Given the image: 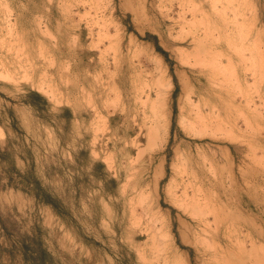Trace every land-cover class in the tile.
Returning <instances> with one entry per match:
<instances>
[{"label":"rangeland","instance_id":"obj_1","mask_svg":"<svg viewBox=\"0 0 264 264\" xmlns=\"http://www.w3.org/2000/svg\"><path fill=\"white\" fill-rule=\"evenodd\" d=\"M0 124L17 264H264V0H0Z\"/></svg>","mask_w":264,"mask_h":264},{"label":"crops","instance_id":"obj_2","mask_svg":"<svg viewBox=\"0 0 264 264\" xmlns=\"http://www.w3.org/2000/svg\"><path fill=\"white\" fill-rule=\"evenodd\" d=\"M31 107L33 106L31 105ZM0 130H1V134H0V161H1L2 155L6 153V151L9 148L10 140L6 129L1 124H0ZM22 164H26V162L22 158L17 157L16 166L20 169ZM3 187L4 186H2L0 183V198H2V196H4L6 193L9 192L8 190H5ZM13 192H15V190H13ZM15 245H17L16 241L5 234L4 229L0 224V264H17V262H15L14 260Z\"/></svg>","mask_w":264,"mask_h":264},{"label":"bare ground","instance_id":"obj_3","mask_svg":"<svg viewBox=\"0 0 264 264\" xmlns=\"http://www.w3.org/2000/svg\"><path fill=\"white\" fill-rule=\"evenodd\" d=\"M195 36H196V35H195ZM230 60H231V59H230ZM231 61H232V60H231ZM231 61H230V62H231ZM219 62H220V61H219ZM221 62H223V61H221ZM220 65H221V64H220ZM220 82H221V81H220ZM216 83H217V82H216ZM83 90H84V89H83ZM214 93H215V92H214ZM217 94H218V93H217ZM227 94H228V93H227ZM226 96H227V95H226ZM230 96H231V95H230ZM231 97H232V96H231ZM221 102H222V101H221ZM225 102H226V101H225ZM207 104H208V106H209V103H208V102H207ZM155 105H156V104H155ZM205 105H206V104H205ZM210 105H211V104H210ZM211 106H212V105H211ZM214 106H215V105H214ZM215 107H218L217 104H216ZM202 108H203V107H202ZM204 108H205V107H204ZM207 108H209V107H207ZM211 108H213V107H211ZM218 108H222V107H218ZM209 110H210V109H209ZM211 110H212V109H211ZM217 110H219V109H217ZM220 110H221V109H220ZM156 111H157V110H156ZM204 111H205V110H204ZM213 111H214V109H213ZM198 112H199V118H201V117H203V116H206V115H204V114H203V116H202V115L200 116V110H199ZM212 113H214V112H212ZM212 113H211V114H212ZM216 113H217V112H216ZM216 113H214V114H216ZM220 113H221V112H220ZM158 114H159V113H158ZM217 114H218V113H217ZM222 114H223V113H222ZM222 114H221V115H222ZM163 116L165 117V115H163ZM212 116H213V115H212ZM219 116H220V115L218 114V115H217V118H218ZM222 117H223V116H222ZM211 118H212V117H211ZM214 118H215V117H214ZM164 119H165V118H164ZM203 119H205V118L203 117ZM207 119L209 120V117H207ZM220 119H221V116H220ZM200 120H201L202 122L204 121V120H202V118H201ZM216 120H217V119H216ZM218 120H219V119H218ZM222 120L224 121V118H223ZM165 121H167V120L165 119ZM165 121H164V122H165ZM205 121H206V119H205ZM214 121H215V120H214ZM214 121H212V122H214ZM156 122H157V121H156ZM158 122H159V121H158ZM164 122H163V124L165 125ZM206 122H207V121H206ZM209 122H211V120L208 121L207 123H209ZM207 123H205V124H207ZM209 124H211V123H209ZM217 124H218V123H217ZM164 125H163V126H159V124H158V125H156V128H153V127H152L154 130L152 131L151 134H153L152 136H154V138H156V137H157V138H158V137L163 138L162 136H159L163 131L160 132V134H159V131H160L161 129H163ZM157 126H158V127H157ZM161 127H162V128H161ZM152 128H151V129H152ZM165 128H166V127H165ZM165 128H164V129H165ZM165 131H166V130H165ZM163 136H164V135H163ZM188 166H189V165H188ZM190 168H191V167H190ZM192 168H193V166H192ZM194 168H195V167H194ZM187 170H188V169H187ZM189 170H190V169H189ZM193 171H194V170H193ZM196 171H197V170H196ZM188 173H190V174H194V172L191 173L190 171H188ZM181 174H182V173H181ZM195 174H196V173H195ZM188 177H189V176H188ZM194 177H195V176H193V178H194ZM198 177H200V176H198ZM203 177H204V176H203ZM195 178H196V177H195ZM200 179H201V178H200ZM210 179H211V178H210ZM191 180H192V179H191ZM195 180H196V179H195ZM204 180H205V179H204ZM191 182H192V181H191ZM197 182H199V181H197ZM189 183H190V182H189ZM192 183H193V182H192ZM200 184H202V183L200 182ZM200 184H198V185H200ZM205 184H206V183H205ZM205 184H204V185H205ZM186 185H187V184H186ZM188 185H189V184H188ZM198 185H197V186H198ZM204 185H203V186H204ZM189 186H190V185H189ZM195 187H196V186H195ZM199 188H200V187H199ZM202 188H203V187H202ZM189 189H190V188H188V190H189ZM195 189H196V188H195ZM197 189H198V187H197ZM204 189H205V187H204ZM191 190H192V189H191ZM200 190L202 191L201 188H200ZM210 190H211V189H210ZM195 191H196V190H195ZM213 191H214V190H213ZM185 192H186V191H185ZM190 192H191V191H190ZM197 192H198V191H197ZM197 192H196V193H197ZM205 192H206V191H205ZM214 192H215V191H214ZM227 194H228V193H227ZM186 195H187V194H186ZM190 195H191V194H190ZM193 195H194V193H193ZM200 195H201V194H200ZM203 196H204V195H203ZM186 197H187L188 200H189V196H186ZM191 197H192V196H191ZM196 198H197V197H196ZM198 198L200 199L199 196H198ZM203 198L205 199V197H203ZM208 198H209V197H208ZM218 198H219V197H218ZM183 199H185V198H183ZM193 199H194V198L192 197V200H193ZM204 199H203V200H204ZM253 199H254V198H253ZM195 200H196V199H195ZM201 200H202V199H201ZM206 200H207V199H206ZM206 200H204V201L206 202ZM209 200H210V199H209ZM190 201H191V200H190ZM190 201H189V202H190ZM211 201H212V200H211ZM211 201H210V203H211ZM221 201H222V200H221ZM181 202H182V201H181ZM185 202H186V201H185ZM185 202H184V203H185ZM195 202H196V201H195ZM197 202H200V201H197ZM179 203H180V202H179ZM182 203H183V202H182ZM187 203H188V202H187ZM193 203H194V202H193ZM193 203H192V204H193ZM214 203H215V201H214ZM188 204H189V203H188ZM201 204H202V203H201ZM205 204H206V203H205ZM218 204H219V203H218ZM228 204H229V203H228ZM195 205H196V203L194 204V206H195ZM180 206H181V205H180ZM186 206L188 207L189 205H186ZM202 206L205 208V206H207V204H206L205 206H204V204L201 205V210H202ZM212 206H213V205H212ZM212 206H211L210 208H212ZM224 206H225V205H224ZM184 207H185V206H184ZM189 207H190V211H191V209L194 208V207H191V206H189ZM196 208H197V207H196ZM196 208H195V209H196ZM198 208H199V207H198ZM210 208H209V209H210ZM214 208H215V207H214ZM209 209H208V212L210 213ZM188 210H189V209H187V211H188ZM196 210H197V209H196ZM199 210H200V209H199ZM199 210H197V211L199 212ZM201 210H200V211H201ZM211 210H213V209H211ZM214 210H215V209H214ZM223 210H224V209H223ZM216 211H217V210H216ZM188 212H189V211H188ZM201 212H202V211H201ZM208 212H206L207 214L205 213L206 216H208ZM225 212H226V211H225ZM193 213L195 214V211H193ZM193 213H192V214H193ZM212 213H213V212H212ZM216 213H217V212H216ZM197 215L200 216L201 214H198V213H197ZM203 215H204V213H203ZM203 215H202V216H203ZM195 216H196V215H195ZM210 216H212V215H210ZM213 216H215L214 213H213ZM217 216H218V215H217ZM197 217H198V216H197ZM204 217H205V215H204ZM231 217H232V216H231ZM214 218H215V217H214ZM214 218H213V219H214ZM197 219H198V218H197ZM199 219H200V218H199ZM203 219H204V218H202V220H203ZM205 219H206V218H205ZM218 219H219V218H218ZM221 219H222V218H221ZM200 220H201V219H200ZM202 220H201V221H202ZM207 220H208V219H206V221H207ZM216 220H217V219H216ZM232 220H233V218H232ZM201 221H200V222H201ZM204 222H205V220H204ZM217 222H218V221H217ZM249 222H250V221H249ZM205 223H206V222H205ZM217 224H218V223H217ZM252 224H253V223H252ZM252 226H253V225H252ZM206 227H207V226H206ZM208 227H209V226H208ZM215 228L218 229L219 227H218V226H215ZM205 229H206V228H205ZM217 229H216V230L214 229V230L211 231V232H214V231L217 232ZM206 230H208V229H206ZM210 230H211V229H210ZM208 231H209V230H208ZM208 231H207V232H208ZM209 232H210V231H209ZM203 233H204V232H203ZM205 233H206V232H205ZM218 233H219V231H218ZM207 234H208V233H207ZM208 235H209V234H208ZM211 235H213V234H211ZM205 236H206V235H205ZM213 236H215V234H214ZM259 236H260V235H259ZM218 237H219V236H218ZM206 238H208V236H207ZM229 238H230V237H229ZM229 238H228V239H229ZM252 238H254V237L252 236ZM200 239H201V238H200ZM217 241H219V240H217ZM222 241H223V240H222ZM200 242H201V240H200ZM210 242H212V241H210ZM215 242H216V241H215ZM215 242H212V243L214 244ZM253 242H254V241H253ZM201 243H202V242H201ZM201 243H200V244H201ZM216 243H217V242H216ZM216 243H215V244H216ZM205 244H206V241H205ZM219 244H220V243H219ZM219 244H217V245H219ZM253 244H254V243H253ZM217 245H216L215 247H217ZM220 245H222V244H220ZM210 246L213 248L214 245H213V246H212V244H211V245H208L209 248H210ZM257 246H258V245H257ZM262 246H263V245H262ZM215 247H214V248H215ZM219 247H220V246H219ZM221 247H222V246H221ZM230 247H231V246H230ZM239 247H240V246H239ZM239 247H238V248H239ZM263 248H264V247H263ZM215 249H216V248H215ZM221 249H223V248H221ZM229 249H230V248H229ZM229 249H228V250H229ZM217 250H218V249H217ZM224 250H226V248H225ZM228 250H227V251H228ZM231 250H232V249H231ZM231 250H230V251H231ZM243 250H244V249H243ZM256 250H257V249H256ZM230 251L228 252V255H225V257L227 256V258H226L227 260H225V258H224L225 262L227 261L226 264H232L234 261H237L236 259L233 260V258H234V257L236 258L237 256L240 255V253H239V255L236 256V255L234 254V252H232V253L234 254V256L232 257V254H230ZM232 251H233V250H232ZM257 251H258V250H257ZM261 251H262V250H261ZM222 252H223V251H222ZM255 252H256V251H255ZM241 255H242V254H241ZM222 256H223V255H222ZM254 256H255V255H254ZM262 256H263V253H262ZM223 257H224V256H223ZM220 258H222V257H220ZM220 258H219V259H220ZM238 258L240 259V257H238ZM247 258H248V257H247ZM257 258H258V257H257ZM262 258H263V260H262V259H261V260L264 262V256H263ZM215 259H216V258H215ZM239 259H238L239 262H237V263H238V264H242L243 262L240 263L241 261H240ZM242 259H243V258H242ZM242 259H241V260H242ZM253 259H254V258H253ZM255 259H256V258H255ZM259 259H260V256H259ZM217 260H218V259H217ZM250 260H251V259H250ZM261 260H260V261H261ZM221 261H222V260H221ZM260 261H259V262H260ZM217 262H218V261H217ZM223 262H224V261H223ZM244 262H247V261L244 260ZM235 263H236V262H234V264H235ZM218 264H219V263H218ZM220 264H223V263H220ZM245 264H246V263H245ZM249 264H250V263H249ZM253 264H254V262H253ZM255 264H256V263H255Z\"/></svg>","mask_w":264,"mask_h":264},{"label":"trees","instance_id":"obj_4","mask_svg":"<svg viewBox=\"0 0 264 264\" xmlns=\"http://www.w3.org/2000/svg\"><path fill=\"white\" fill-rule=\"evenodd\" d=\"M165 55H166V52L165 51H162ZM38 94V93H36ZM98 166H104V164L102 162H98L97 163ZM36 197H37V200L38 202H42V203H47V204H56V201L54 199H52L51 195L49 193H41V192H37L35 193ZM57 209H59L58 207H56ZM43 254H46L45 252H43ZM26 256H27V253H26Z\"/></svg>","mask_w":264,"mask_h":264}]
</instances>
